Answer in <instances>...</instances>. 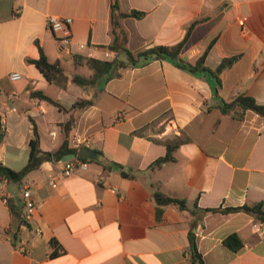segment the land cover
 <instances>
[{
	"label": "crops",
	"instance_id": "crops-1",
	"mask_svg": "<svg viewBox=\"0 0 264 264\" xmlns=\"http://www.w3.org/2000/svg\"><path fill=\"white\" fill-rule=\"evenodd\" d=\"M119 4L123 13L144 14L121 20L123 46L133 53L175 46L198 21L181 58L194 64L214 43L209 67L237 60L221 73L222 86L167 60L127 67L88 91L72 80L52 85L30 62L42 52L70 77L92 75L76 65L75 56L126 60L123 47L110 49L116 41L111 0H0V166L20 171L28 164L35 125L43 152L67 147L97 153L87 171L68 179L62 178L65 156L43 163L22 183L5 181L10 199L8 204L0 199V264H193L191 232L206 264H264V225L254 214L201 211L264 204V117L221 109L235 91L264 104V0ZM49 16L73 19L67 48L49 29ZM13 72L23 79L12 82ZM32 91L66 109L82 99L94 103L83 112H63L32 98ZM177 138L184 143L174 160L152 169L167 155L164 143ZM113 164L136 178L123 177ZM28 185L41 208L26 221L21 191ZM157 190L186 199L197 215L168 207L157 220ZM232 234L243 242L238 252L224 244Z\"/></svg>",
	"mask_w": 264,
	"mask_h": 264
},
{
	"label": "trees",
	"instance_id": "trees-1",
	"mask_svg": "<svg viewBox=\"0 0 264 264\" xmlns=\"http://www.w3.org/2000/svg\"><path fill=\"white\" fill-rule=\"evenodd\" d=\"M111 9H112V27L113 32L116 37L115 44L110 46V49L118 51L119 47H123V50L126 53V60L115 59L113 61H103L94 58H83L80 56H75V63L78 66H86L92 71V75L90 77H85L82 75H73L70 77L67 75L63 67L60 63H51L47 56L42 52L41 57L38 60L30 61L35 67L39 70V72L43 75V77L52 85L65 86L69 80L84 90H91L96 88L97 86H103L104 83L118 78L121 76L120 71L127 67H138L145 66L148 63L154 60H167L173 63L179 69L185 70L192 74H204L209 78L214 79L217 82L218 86H222L220 75L229 65H232L237 58L226 59L221 62V64L215 69L209 67L207 65V58L214 46V43H211L208 49L203 53V55L196 61V63L192 64L184 61L181 58V53L188 42L189 36L196 26L197 22H195L188 30V33L184 40L175 46H152L141 50L139 52L133 53L130 50L126 49L123 45L126 43V33L121 25V20L127 17H135L142 18L144 16L143 13L132 12L129 14L121 12L119 0H111ZM32 98L39 99L42 101H46L59 110L63 112H83L87 108L93 105V100L91 99H82L76 102L70 109H66L60 103L45 95L40 91H32ZM222 111L225 114H236L243 116L247 111H253L264 117V104H259L254 98L241 93L240 91H235L230 101H224L222 105ZM75 120L72 119L68 122L64 128L66 132H69ZM137 134H141L137 133ZM3 137V133L1 130V118H0V141ZM184 143V140L179 138L173 141H167L164 144L167 147V155L159 160H157L153 165L152 169H156L161 167L164 163L174 160V153L179 148V146ZM31 152L29 157L28 164L20 171H15L6 167L0 166V176L4 178L5 181H11L14 183H22L23 180L32 172L38 170L41 165L47 161L52 159L61 160L65 156L70 154H76L79 150L77 149H69L67 147L63 148V150L57 153H47L43 152L41 149L40 136L38 133V128L35 125V139L30 143ZM81 161H89L88 159L79 158ZM112 166V165H111ZM110 166V167H111ZM113 166L118 167L121 170V174L125 178L135 179L136 175L132 173L125 172L123 168L117 164H113ZM153 199L157 205V220H161L163 217V213L165 209L168 207H177L181 211H190L193 214L197 215L196 210H189L187 205V200L169 196L161 191H155L153 194ZM247 211L254 214L261 224L264 225V204L260 203L255 205L254 207H242V208H233L222 210L218 209H206L201 210L202 214L209 213H231L238 211ZM190 239V254L192 257L193 264H206L202 254L199 252L196 236L193 232L189 235ZM56 244V243H54ZM224 244L234 252H238L243 248V242L239 238L237 234L230 235L225 241Z\"/></svg>",
	"mask_w": 264,
	"mask_h": 264
},
{
	"label": "built area",
	"instance_id": "built-area-1",
	"mask_svg": "<svg viewBox=\"0 0 264 264\" xmlns=\"http://www.w3.org/2000/svg\"><path fill=\"white\" fill-rule=\"evenodd\" d=\"M72 25L73 19L70 17L61 18L58 16H49L48 18V27L55 34V36H57L58 43L63 49L67 48L72 43ZM9 79L12 82H18L23 79V76L18 72H13L10 74ZM88 168L89 163L87 161L67 160L65 161L62 178L68 179L78 172L87 171ZM4 184L5 180L0 176V199L2 200V202L8 204L10 195L5 191ZM50 184L54 188L58 186V183L54 180H51ZM21 195L24 200V207L26 208V210H28L24 218L26 221H29L32 218L33 211L36 209H40L41 205L35 202L31 186H25L21 191ZM256 227L260 229L258 225ZM2 240L3 238L0 236V241ZM20 250L23 253L28 252L26 245H22L20 247Z\"/></svg>",
	"mask_w": 264,
	"mask_h": 264
},
{
	"label": "water",
	"instance_id": "water-1",
	"mask_svg": "<svg viewBox=\"0 0 264 264\" xmlns=\"http://www.w3.org/2000/svg\"><path fill=\"white\" fill-rule=\"evenodd\" d=\"M76 158L97 159V153L87 148H81L78 153L67 155L65 160H74Z\"/></svg>",
	"mask_w": 264,
	"mask_h": 264
}]
</instances>
